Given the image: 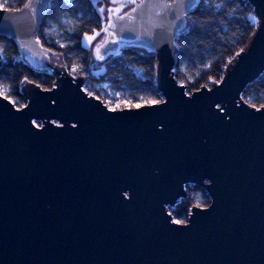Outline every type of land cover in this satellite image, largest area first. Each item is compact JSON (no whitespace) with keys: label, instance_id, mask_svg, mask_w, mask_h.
<instances>
[{"label":"water","instance_id":"obj_1","mask_svg":"<svg viewBox=\"0 0 264 264\" xmlns=\"http://www.w3.org/2000/svg\"><path fill=\"white\" fill-rule=\"evenodd\" d=\"M248 1L253 33L202 86L173 74L175 38L199 0L108 1L93 58L153 51L162 94L122 108L41 47L51 0L0 6V34L54 76L49 88L23 81L21 106L0 93V264H264V104L241 95L264 71V0ZM187 184L209 201L177 224L169 207Z\"/></svg>","mask_w":264,"mask_h":264},{"label":"trees","instance_id":"obj_2","mask_svg":"<svg viewBox=\"0 0 264 264\" xmlns=\"http://www.w3.org/2000/svg\"><path fill=\"white\" fill-rule=\"evenodd\" d=\"M24 1L0 0V5L17 8ZM101 4L100 0H51L35 33L36 39L42 48L54 53L71 74L87 75L85 90L101 99L104 88L98 85L102 83L135 102L142 98L139 103L161 100L153 51L128 46L98 61L93 58L90 46L82 42L83 34L102 30ZM256 24L257 18L248 0H199L175 38L174 76L185 86L209 85L212 77L219 80L226 62L245 47ZM52 26L61 31L60 40L46 31ZM101 35L102 31L97 39ZM0 51V83L6 86L15 105L25 103L20 91L23 81H33L42 88L51 87L54 76L50 70L31 66L11 37L0 34ZM241 95L254 106L264 104V71L245 86ZM186 190L187 196L169 207L175 220L183 221L192 204L209 201L200 186L187 184Z\"/></svg>","mask_w":264,"mask_h":264},{"label":"rangeland","instance_id":"obj_3","mask_svg":"<svg viewBox=\"0 0 264 264\" xmlns=\"http://www.w3.org/2000/svg\"><path fill=\"white\" fill-rule=\"evenodd\" d=\"M95 1H97V0H93V2H95ZM100 1H101L102 4L99 6V12L101 14V18H102L103 23H104L105 20H106V16H107V12L105 11V8H106V5H107L108 1H111V2H113L115 4H120V3H128L130 0H100ZM46 31L49 32V33H51L54 37H56V39H58V40L61 39V36H62L61 34L62 33H61V31L59 29H57L56 26H52L50 28H47ZM101 31L102 30H100V32ZM93 35H94L93 33H85V34H83V37H82V42L84 44H88L90 46V48L93 45V43L91 44V42H90V40L94 37ZM92 62L98 63V62L94 61L93 59H92ZM98 86H103L104 91H101L102 98H103L104 101L109 102L110 95H112V93H115V92L112 91V90H110L107 87H104L105 85L102 84V83L99 84ZM0 93L3 94V95H5V96H7V97H9L8 96V90H7L6 86H4L1 83H0ZM9 98L13 101V99L11 97H9ZM143 100H144V98L140 99V101H143ZM140 101H138V103ZM23 104H21V105H23ZM21 105H16V106H21Z\"/></svg>","mask_w":264,"mask_h":264},{"label":"built area","instance_id":"obj_4","mask_svg":"<svg viewBox=\"0 0 264 264\" xmlns=\"http://www.w3.org/2000/svg\"><path fill=\"white\" fill-rule=\"evenodd\" d=\"M0 6H2V5H0ZM103 102L110 108L131 107V106H136V105L141 104V103L132 101L131 99L126 98L124 95L116 93V92L112 93V95H110L109 102H106L104 100H103Z\"/></svg>","mask_w":264,"mask_h":264},{"label":"crops","instance_id":"obj_5","mask_svg":"<svg viewBox=\"0 0 264 264\" xmlns=\"http://www.w3.org/2000/svg\"><path fill=\"white\" fill-rule=\"evenodd\" d=\"M99 35H100V31L97 32L96 34H94V35H93L94 37H93L91 40L89 39L90 42H91V44H92V43L94 44V42L96 41L95 39H97V38L99 37ZM91 37H92V36H91ZM91 37H90V38H91Z\"/></svg>","mask_w":264,"mask_h":264},{"label":"snow or ice","instance_id":"obj_6","mask_svg":"<svg viewBox=\"0 0 264 264\" xmlns=\"http://www.w3.org/2000/svg\"><path fill=\"white\" fill-rule=\"evenodd\" d=\"M35 124V121L33 122ZM37 127H40V125H37ZM177 224L181 223V221L177 220L175 221Z\"/></svg>","mask_w":264,"mask_h":264},{"label":"flooded vegetation","instance_id":"obj_7","mask_svg":"<svg viewBox=\"0 0 264 264\" xmlns=\"http://www.w3.org/2000/svg\"><path fill=\"white\" fill-rule=\"evenodd\" d=\"M190 185L194 186L195 184H190ZM197 186H198V185H197Z\"/></svg>","mask_w":264,"mask_h":264}]
</instances>
